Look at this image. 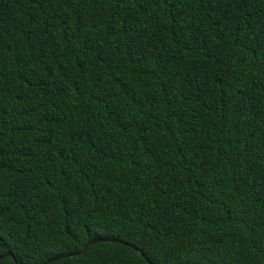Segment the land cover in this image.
Here are the masks:
<instances>
[{"label":"trees","instance_id":"1","mask_svg":"<svg viewBox=\"0 0 264 264\" xmlns=\"http://www.w3.org/2000/svg\"><path fill=\"white\" fill-rule=\"evenodd\" d=\"M140 252L264 264V0H0V264Z\"/></svg>","mask_w":264,"mask_h":264},{"label":"water","instance_id":"2","mask_svg":"<svg viewBox=\"0 0 264 264\" xmlns=\"http://www.w3.org/2000/svg\"><path fill=\"white\" fill-rule=\"evenodd\" d=\"M99 240H111V241H119V242H122V240L120 239H117V238H94V239H91L90 241H88L80 250L78 251H75L73 253H69L68 255H76V254H79L81 252L84 251V249H86L90 244L96 242V241H99ZM134 248L136 250H138V248L136 246H134ZM139 251V250H138ZM143 256H145L142 252H140ZM5 255H12V252H7L5 254H3L2 256H5ZM1 256V257H2ZM145 258L151 263V264H154L152 261H150L146 256Z\"/></svg>","mask_w":264,"mask_h":264}]
</instances>
